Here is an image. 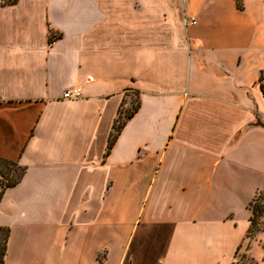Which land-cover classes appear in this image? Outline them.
Wrapping results in <instances>:
<instances>
[{"label":"crops","instance_id":"obj_1","mask_svg":"<svg viewBox=\"0 0 264 264\" xmlns=\"http://www.w3.org/2000/svg\"><path fill=\"white\" fill-rule=\"evenodd\" d=\"M241 1L0 0L5 264L235 260L264 186V0Z\"/></svg>","mask_w":264,"mask_h":264},{"label":"trees","instance_id":"obj_2","mask_svg":"<svg viewBox=\"0 0 264 264\" xmlns=\"http://www.w3.org/2000/svg\"><path fill=\"white\" fill-rule=\"evenodd\" d=\"M237 9H242V1L234 0ZM58 36L50 33L49 41L51 42ZM139 102L135 101L134 104L131 105L130 110H125L123 112V107L119 108L117 117L114 121L112 131L107 140V150L106 154L109 152L110 148L113 146L120 130L125 125L126 120L131 118L135 112L138 110ZM25 173V167L19 165L16 161L6 160L0 158V198L3 191L7 188L13 187L17 185L22 179ZM249 209L251 211V216L249 218V227L247 229L245 238L243 243H245V249L249 248L250 242L252 238L256 235L257 232L264 230L258 227V223L264 217V186L261 190H259L252 201L249 203ZM9 237V229L7 227H0V264H5L4 262V254L6 250L7 240ZM243 244L239 245L237 248L235 257L238 255L239 250L241 249ZM249 260L252 262V259L249 257ZM235 264V263H231Z\"/></svg>","mask_w":264,"mask_h":264},{"label":"rangeland","instance_id":"obj_3","mask_svg":"<svg viewBox=\"0 0 264 264\" xmlns=\"http://www.w3.org/2000/svg\"><path fill=\"white\" fill-rule=\"evenodd\" d=\"M129 97H130V107L129 108H125L123 107V112L125 110H130L131 105L135 103V101L137 100L136 96L133 93H129ZM63 98V97H62ZM64 99V98H63ZM73 100V99H71ZM1 180V178H0ZM258 227L261 229H264V217L262 218V220H260V222L258 223ZM264 231V230H261ZM260 232V231H259ZM258 233V232H257ZM256 233V234H257ZM256 236V235H255ZM255 236L252 238V240H254ZM251 240V241H252ZM245 244V243H244ZM245 246L243 245L241 251L238 253V255L235 257V260L233 261V263L235 264H252L251 261L249 260V256L247 254V252L245 251Z\"/></svg>","mask_w":264,"mask_h":264},{"label":"built area","instance_id":"obj_4","mask_svg":"<svg viewBox=\"0 0 264 264\" xmlns=\"http://www.w3.org/2000/svg\"><path fill=\"white\" fill-rule=\"evenodd\" d=\"M195 23V19L193 17H185L183 18L182 20V24L187 27L189 25H192ZM62 97L64 99H67V100H71V99H77L80 97V92H79V89L77 87L75 88H71V89H68V90H65L62 94Z\"/></svg>","mask_w":264,"mask_h":264}]
</instances>
